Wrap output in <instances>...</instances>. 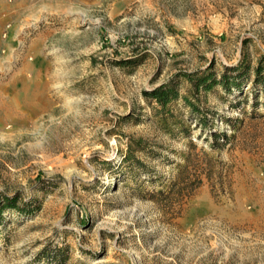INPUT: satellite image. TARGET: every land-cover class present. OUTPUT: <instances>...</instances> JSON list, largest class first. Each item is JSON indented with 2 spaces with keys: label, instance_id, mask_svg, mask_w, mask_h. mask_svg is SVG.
Returning a JSON list of instances; mask_svg holds the SVG:
<instances>
[{
  "label": "rangeland",
  "instance_id": "1",
  "mask_svg": "<svg viewBox=\"0 0 264 264\" xmlns=\"http://www.w3.org/2000/svg\"><path fill=\"white\" fill-rule=\"evenodd\" d=\"M259 64L264 0H0V264H264Z\"/></svg>",
  "mask_w": 264,
  "mask_h": 264
},
{
  "label": "trees",
  "instance_id": "2",
  "mask_svg": "<svg viewBox=\"0 0 264 264\" xmlns=\"http://www.w3.org/2000/svg\"><path fill=\"white\" fill-rule=\"evenodd\" d=\"M238 68V67H237ZM236 68V69H237ZM232 69V68H231ZM235 70V68H234ZM264 71V66L262 65H258L255 68V72H256V81L262 80L261 76V72ZM189 81L192 82V85L198 90L200 88V86H203V88L205 90L210 89L216 82L215 77L213 76V73H206V74H200L198 75V73L196 72H190V73H186L185 74ZM237 76H240V73L232 76V77H228L226 74L223 75L222 77V82L225 84V86L228 85V83H230L233 79L232 78H236ZM149 95H152L153 97L156 98V100H158L160 103H166L171 97L176 96L177 91L175 89L172 88H164L163 86L158 87L153 89L151 92L148 93ZM191 104V103H189ZM214 136L216 137H225V131L222 132H217L214 133Z\"/></svg>",
  "mask_w": 264,
  "mask_h": 264
}]
</instances>
